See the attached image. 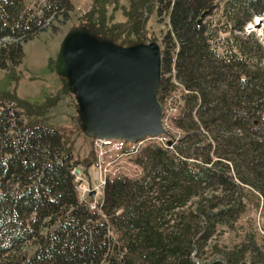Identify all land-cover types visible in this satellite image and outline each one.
Returning a JSON list of instances; mask_svg holds the SVG:
<instances>
[{"label": "trees", "instance_id": "obj_1", "mask_svg": "<svg viewBox=\"0 0 264 264\" xmlns=\"http://www.w3.org/2000/svg\"><path fill=\"white\" fill-rule=\"evenodd\" d=\"M73 8L0 0V68L21 64L24 43ZM155 8L169 22L158 100L176 88L173 77L188 90L176 151L143 147L142 174L107 177L93 211L76 192L70 141L1 101L0 264H264L258 248L243 245L200 261L216 226L236 220L240 184L264 200V41L246 30L264 17V0H156ZM94 9L78 28L117 42L105 10Z\"/></svg>", "mask_w": 264, "mask_h": 264}, {"label": "rangeland", "instance_id": "obj_2", "mask_svg": "<svg viewBox=\"0 0 264 264\" xmlns=\"http://www.w3.org/2000/svg\"><path fill=\"white\" fill-rule=\"evenodd\" d=\"M71 2L74 8L69 17L60 15L51 20L43 31L24 43V57L21 64L9 69L0 68V102L14 105L22 111L29 124H41L59 129L63 133L64 143L70 141L66 147L71 146L74 161L79 162L76 165L78 167L83 159L89 160V163L95 160V153L92 141L82 146L80 141L79 145H76V141L80 138L85 139L87 135L83 131V124L79 118V107L75 95L68 86L67 80L60 77L55 67L63 38L69 31L82 26L84 15L89 10L91 12L95 10L97 6L105 10L106 25L115 30L116 41L122 45L155 41L161 49H164L169 22L166 14L158 16L155 8L156 0H147L149 2L147 4L144 0L139 2L137 0H101V2L71 0ZM25 3L26 6L30 5L34 9H39L45 4V0H25ZM166 76L170 77L169 74ZM173 80H175L174 77ZM186 91L184 87L176 85L170 94L176 92L179 98H182L187 94ZM177 100L180 101V99ZM171 134L180 139L184 133L180 128H175ZM135 159L136 154L126 156L122 160L114 159L108 168L111 170L122 168L118 170L117 175L137 177L143 171ZM109 175L116 176L114 173ZM234 179L240 182L236 180V177ZM240 185L241 203L237 210V218L233 221L230 217L227 219V223L230 224L221 223L216 226L214 235L207 243L206 257L200 259L202 263L219 258L221 249H236L241 245L249 249L258 248L260 254L264 256V200L249 185ZM109 235L114 240L117 237L112 232ZM31 244L24 246L28 254L35 249Z\"/></svg>", "mask_w": 264, "mask_h": 264}, {"label": "water", "instance_id": "obj_3", "mask_svg": "<svg viewBox=\"0 0 264 264\" xmlns=\"http://www.w3.org/2000/svg\"><path fill=\"white\" fill-rule=\"evenodd\" d=\"M55 67L75 95L86 135L133 142L164 133L157 42L121 45L83 26L65 35Z\"/></svg>", "mask_w": 264, "mask_h": 264}, {"label": "built area", "instance_id": "obj_4", "mask_svg": "<svg viewBox=\"0 0 264 264\" xmlns=\"http://www.w3.org/2000/svg\"><path fill=\"white\" fill-rule=\"evenodd\" d=\"M177 99H180L178 101ZM182 98L179 96H173L166 99V102L163 106V126L166 131V135L162 137H166L168 140V149L175 151V146L178 144V137H173L171 131L175 129L174 125V117L179 111L180 105L182 104ZM159 138V137H157ZM157 138H149L150 141L156 140ZM96 149L101 162H104L105 156H111L110 152L120 150V147L117 143H112L110 140L106 139H97L96 140ZM84 193L89 191L88 186L82 187ZM95 205V204H94Z\"/></svg>", "mask_w": 264, "mask_h": 264}, {"label": "crops", "instance_id": "obj_5", "mask_svg": "<svg viewBox=\"0 0 264 264\" xmlns=\"http://www.w3.org/2000/svg\"><path fill=\"white\" fill-rule=\"evenodd\" d=\"M90 139H91V140H90ZM80 141H81L80 146L84 145V143H85V144H88L89 141H92V142H93L92 138H89V137H86L85 139H84V138H80V140L76 141V145H77V146L79 145ZM76 145H75V147H76ZM92 147H93V145H92ZM91 159H92V158H91ZM94 164H95V160H92V161H90V163H89V160H84V159H83L82 162L80 163V167L83 168V171H84L85 174H86L87 180H89V181L92 180V178H93V174L96 172V167H95Z\"/></svg>", "mask_w": 264, "mask_h": 264}, {"label": "bare ground", "instance_id": "obj_6", "mask_svg": "<svg viewBox=\"0 0 264 264\" xmlns=\"http://www.w3.org/2000/svg\"><path fill=\"white\" fill-rule=\"evenodd\" d=\"M149 138H153V137H149ZM149 138H146V139H144V140L138 142L137 145L144 144L146 141L149 140ZM157 142H158V144H160V145H162V146L168 148V142H167V138H166V137H159V138H157ZM91 207L94 208L95 205L92 204Z\"/></svg>", "mask_w": 264, "mask_h": 264}]
</instances>
